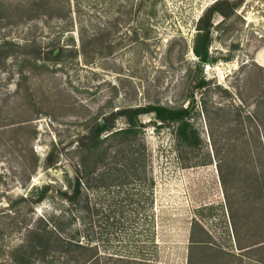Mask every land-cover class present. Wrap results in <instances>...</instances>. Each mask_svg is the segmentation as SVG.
I'll return each instance as SVG.
<instances>
[{"label":"rangeland","instance_id":"1","mask_svg":"<svg viewBox=\"0 0 264 264\" xmlns=\"http://www.w3.org/2000/svg\"><path fill=\"white\" fill-rule=\"evenodd\" d=\"M90 2L81 0L71 14L0 21V188L7 191L0 211L11 210L14 216L2 218L6 229L0 236V264H8V247L22 242L26 231L17 224L23 221L48 225L64 236L89 232L100 253L113 248L162 264H186L195 219L214 244L238 252L219 172H240L251 179L264 170V0H106V6ZM205 13L209 44L207 61L201 62L193 48L202 32L198 19ZM79 36L87 38L82 49ZM200 80L205 84L196 88ZM149 103L193 104L190 122L201 143L179 146L172 126L159 125L152 114L139 116L137 139H143L147 149L141 176L152 184H140L131 176L124 180L119 190L123 204L141 197L136 193L143 190L148 196L143 195L146 207L138 214L126 209L132 222H126V231L117 237L106 230L103 214L118 189L100 186L103 176L108 181L121 176L110 173L113 149L82 179L93 186L89 197L95 213L81 208L82 197L79 204L68 201L77 164L84 158L77 146L109 111ZM114 125L125 126L124 119ZM27 146L42 161L52 151L54 167L38 168L22 185L17 183L19 174L7 168L19 165ZM45 183L53 188L43 200L15 202L33 185ZM10 203L13 207L7 206ZM263 205L253 192L250 234L264 236V225L260 232L255 229L262 222L256 224ZM240 235L248 232L243 229ZM113 237L121 241H112L110 247L107 238ZM233 261L260 264L247 256Z\"/></svg>","mask_w":264,"mask_h":264},{"label":"trees","instance_id":"2","mask_svg":"<svg viewBox=\"0 0 264 264\" xmlns=\"http://www.w3.org/2000/svg\"><path fill=\"white\" fill-rule=\"evenodd\" d=\"M81 0H0V21L5 18L11 19L18 17L20 19H34L41 15H60L72 13L74 8H80ZM90 5H94L97 1L107 5L106 0H86ZM224 15V14H223ZM208 13H205L198 19L197 29L202 31L197 38L196 45L193 48L194 54L199 57L201 62L207 61L208 33H209ZM85 36H79L80 48L85 47ZM6 45H18L17 42H9L3 40ZM63 48L59 50L62 51ZM78 51V50H77ZM59 56V53L54 54ZM205 84L204 80H200L196 84V88H202ZM190 106H169L159 103L146 104L143 106L120 107L114 111H109L107 116L102 119V123L92 126L86 135H83L78 142L77 150L84 153V158L79 159L77 164L76 177L71 189V196L68 201L71 205L79 204L80 198L84 200L81 208L86 212L93 210L96 204H90L89 191L93 186L89 185V179L84 182L82 179L89 176L90 173L97 169L94 166L106 157L108 151L112 148V160H114L112 170L117 175L112 176L111 180H107V176H103L100 186L106 190L111 186H116L118 195L113 196L107 201L106 210L103 214L106 222V230L119 237L123 231L126 222H132L126 217V209L131 208L132 214H138L145 209L142 202L143 195L148 196L143 190L140 195L134 197L129 204H123L124 198L120 197L119 190L128 176L133 177L138 183L143 185L152 184V180L144 178V170L146 169V146L144 140L137 139V135L141 130L142 123L139 121L140 115L152 114L153 118L160 122L159 125L166 127L172 126V131L176 142L179 146L197 147L201 140L197 130L190 122ZM118 118H123L125 126L115 127L114 122ZM107 122L111 124H107ZM105 136L102 137V134ZM53 152L50 151L42 161L40 156L35 152L32 146H27V153L23 158L19 159L18 166H8V171L12 175L19 174L17 183H27L31 179L38 168L48 169L54 167L52 159ZM110 156V155H109ZM94 159L91 164L86 160ZM78 172L81 176H78ZM3 172L0 173V179ZM239 175V176H237ZM237 176V179L235 178ZM231 177V178H230ZM219 178L221 189L228 211V217L233 232L236 249L238 252L226 250L220 245L214 244L208 230L200 221L193 219L189 230L188 253L186 264H233L234 258H243L247 256L257 263L264 264V236L260 234H250V230L254 229L250 212V200L253 192L258 198L264 202V170L250 179V175H242L240 172L223 174L220 170ZM232 180L231 185L229 182ZM22 181V182H21ZM88 181V183H87ZM113 183V184H111ZM236 183V190L233 184ZM109 185V186H108ZM53 188L52 183H45L41 186H32L25 196H20L16 203L21 201H34L37 203L43 200ZM55 188V187H54ZM55 192L60 191L54 189ZM6 190L0 188V203L6 194ZM143 193V194H142ZM33 198V199H32ZM32 199V200H31ZM133 203V204H132ZM130 205V207L128 206ZM7 206L13 207L12 203ZM264 206V205H263ZM14 217L11 210L0 211V236L6 229L3 217ZM136 217V216H135ZM264 221V213L257 217L256 224ZM262 222L255 229L260 232ZM264 223V222H263ZM17 228L21 231L25 228L26 234L22 242L16 246L7 248L8 264H162L157 261L145 258L143 254L125 255L118 249L109 248L106 252H98L96 245L92 244L89 232L80 237L78 233L70 236L62 235L55 228H49L48 225H30L18 222ZM246 229L248 235H240L241 231ZM110 231V232H109ZM78 232V231H77ZM111 235V234H110ZM110 237V236H109ZM108 245H113L115 241L118 245L121 240L107 238ZM221 258V260H220ZM102 260V262H100Z\"/></svg>","mask_w":264,"mask_h":264},{"label":"bare ground","instance_id":"3","mask_svg":"<svg viewBox=\"0 0 264 264\" xmlns=\"http://www.w3.org/2000/svg\"><path fill=\"white\" fill-rule=\"evenodd\" d=\"M208 68V67H207Z\"/></svg>","mask_w":264,"mask_h":264}]
</instances>
